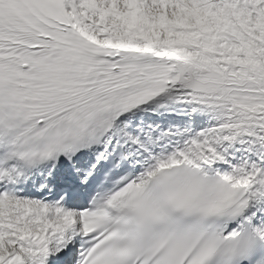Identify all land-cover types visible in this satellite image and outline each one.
Returning <instances> with one entry per match:
<instances>
[{
  "label": "snow or ice",
  "instance_id": "6c2138e0",
  "mask_svg": "<svg viewBox=\"0 0 264 264\" xmlns=\"http://www.w3.org/2000/svg\"><path fill=\"white\" fill-rule=\"evenodd\" d=\"M0 264H264V0H0Z\"/></svg>",
  "mask_w": 264,
  "mask_h": 264
}]
</instances>
